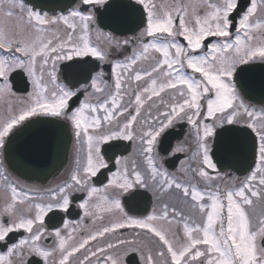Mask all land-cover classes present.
<instances>
[{"label":"snow or ice","instance_id":"6c2138e0","mask_svg":"<svg viewBox=\"0 0 264 264\" xmlns=\"http://www.w3.org/2000/svg\"><path fill=\"white\" fill-rule=\"evenodd\" d=\"M47 6L51 10L60 5ZM115 10L123 13L133 31L139 29L134 40H120L102 30L107 25L98 17ZM64 11L66 15H49L36 11L27 0H0V16L16 21L12 27L0 23V101H18L15 113L0 122V149H5L10 134H17V126L56 121L71 124L76 146L75 169L64 184L38 195L8 185L10 201L0 208V247L5 249L0 264H32L33 256L40 258L37 264H72L78 253H83L78 264H125L129 253H140L142 264H264V212L257 216L249 212L255 208L254 198L264 201V107L257 111L245 103L242 80L255 71L257 61L264 64V0H249L247 6H241L239 0H198L196 4L177 2L163 7L155 0H78L70 11ZM58 25L65 26L63 35L55 27ZM93 34L103 47L92 40ZM210 38L223 39L212 43ZM129 45H133L131 55L123 61H109L110 55ZM91 58L111 64L114 91H108L104 71H98L99 64ZM141 61H151L150 68L136 70ZM90 62L91 68L84 67ZM13 74L31 83L32 90L25 96L17 97L13 91ZM61 75L66 82H61ZM129 89L134 99L125 104ZM165 93L168 99L162 95ZM73 100L78 101L74 109L70 106ZM39 117L54 120L33 119ZM183 120L194 130L192 159L199 158L200 165L190 171L204 188L177 180L157 163L162 159L156 153L161 138ZM234 125L241 127H229ZM236 131L251 137L249 175L239 186L221 189L214 184L220 173L212 145ZM116 140L139 142L143 171L128 157L116 158V171H111L113 157L102 148L111 147L109 142ZM186 151L177 145L170 155ZM102 170L111 174L103 189L90 183ZM0 177L7 181L3 170ZM173 188L189 198L193 216L167 203L159 214L154 210L143 219L125 211L122 197L139 195L134 189L156 195ZM75 192L86 193L78 206L93 223L102 218L97 215L101 211L122 219L74 243L69 242L76 241L78 226H70L67 220H62L63 229L53 226L48 231L46 217L68 212ZM175 224L183 225V238L172 230ZM124 228L144 230L160 247L153 254L142 240L118 236L105 240ZM21 230L28 235L9 243L10 235ZM46 237H51L55 246L42 245ZM92 242H97L95 248Z\"/></svg>","mask_w":264,"mask_h":264},{"label":"flooded vegetation","instance_id":"af4514ba","mask_svg":"<svg viewBox=\"0 0 264 264\" xmlns=\"http://www.w3.org/2000/svg\"><path fill=\"white\" fill-rule=\"evenodd\" d=\"M242 1L244 6L249 5V0H239ZM155 2L158 4V6H172L175 3H181V4H196L198 0H155ZM259 2V0H258ZM191 11V9H189ZM200 14H203V9H200ZM61 15V14H58ZM261 14L257 12V18H260ZM239 19V17H238ZM237 19V20H238ZM0 23H7L9 27H12L16 24L15 20L11 21H5L3 16H0ZM60 31L61 35H63L65 26L58 25L55 26ZM103 30V29H102ZM105 32H110L103 30ZM233 30V35H234ZM139 33V30L134 34H128L129 36L119 37L116 34H114L118 39H130L134 40V37L137 36ZM49 35V34H48ZM147 39V38H146ZM181 40L182 43H185L182 38H178ZM223 38H210V41L212 43L217 42V40H222ZM92 40L94 42L100 43V46L103 47L102 42L96 41L95 34L92 36ZM208 43V41H206ZM133 45H129L126 50H122L120 53L110 55L109 61L114 60H121L123 61L126 56L131 55ZM158 55V54H157ZM92 61H95V58H91ZM259 62V61H257ZM96 64H99L98 71L102 70L105 73L104 79L107 80L108 85L110 86L108 91H114V79L111 76V64L110 63H102L100 61H95ZM91 68L92 63L89 64ZM151 61H141L138 62V64L135 66L136 70L138 71H144L150 68ZM85 67V66H84ZM88 68V66H86ZM95 73H93L94 75ZM11 82L13 84V91L16 93L17 97L25 96L27 91L32 90L31 83L27 81L26 77H22L20 75L13 74L11 76ZM74 79H79V77H74ZM147 79V78H146ZM61 82H66L64 80L63 75H61ZM90 83V81H89ZM141 86L145 85V81L139 82ZM103 86V85H102ZM133 87H135V84H133ZM130 95H126L124 97L123 103L127 104L130 99H134V96L131 93V89H129ZM165 99H168L167 93L162 94ZM155 99V98H154ZM244 99V98H243ZM80 100H83V96L80 97ZM245 103L249 106L255 108L257 111H259L263 105L255 104L252 102L247 101L244 99ZM93 102H95V98H93ZM9 104L12 106V111H9ZM18 101L16 99H10L8 101H0V122L7 120L15 113L17 110ZM147 107V105H145ZM74 109V108H73ZM46 120H54V118L50 117H39ZM37 119V118H33ZM123 119V118H121ZM246 119V117H245ZM59 124L64 125L69 134L70 138V145L66 152V161L62 165V168L57 174L50 176L45 183H41L38 181L33 182H27L23 180L20 176L13 173L9 167L7 162V156L6 152L10 153V150L12 148H8V141L9 138L6 140V147L5 149H0V170H3L4 176L7 177V181L4 180L3 177H0V208L3 207L6 200L10 201L11 197V191L8 185L16 186L18 189L23 188L25 190H33V195H38L44 193L47 189H54L58 185H62L65 182L70 180L71 174L73 170L75 169V159H76V146H75V140L72 134V126L71 124L64 122V121H56ZM185 123L184 128V135L181 140H175L171 146L169 152L167 151V148L169 147V144L165 142L164 144L161 143L156 148V153L158 156L162 159L158 160V165L162 164L163 168L167 170L166 166L168 164H173V159H170L174 156H181L183 155V158L180 159L175 163L176 168L174 170H167L170 176H175V178L179 181H182L184 183H196L198 187L204 188L205 184L200 180L199 177L195 176L194 173L190 171V168H197L199 167L198 158L192 159L193 152L196 150V144H195V135L194 130L192 129L191 125L187 123L186 120L178 121L174 124L173 127L169 129H174L175 131H179V124ZM240 126V125H239ZM22 126H17V129H14V132H16L18 129H20ZM136 127H139V123L136 125ZM168 129V130H169ZM63 131V130H62ZM11 136V134H10ZM116 141H123V143H114L115 141H110L111 147L104 146L102 148L103 150H107L108 156L113 157V160L110 162L109 167L112 172L116 171L115 166V159L120 157H128L130 160L135 159L137 161V164L140 166L141 170L144 169V164L142 157L139 155V142L134 141H125V140H116ZM177 145H183L187 151L183 153H177L175 155H170L171 149L175 148ZM45 148L48 147L47 145L44 146ZM49 147L53 149V144L50 143ZM48 147V148H49ZM17 150V149H16ZM53 151V150H52ZM51 151V152H52ZM167 151V152H166ZM181 161H184L183 164H181ZM188 164V166H185ZM181 169H185L187 171H182ZM189 170V171H188ZM210 175L215 176V172L211 169H208ZM220 176L214 181V184H219L221 189H224L226 187H233V186H239L240 182L243 181L249 173L245 175H238L235 172H232L230 170H219ZM110 172L108 170H102L101 174H98L97 177L92 178L90 183L98 188L103 189L104 185L107 183V178H110ZM111 191V190H109ZM133 191L140 193L139 195L135 197H131V193L125 194L124 197H122V203L124 204L125 211L139 219H143L148 214L155 212L159 214L160 209L163 204L167 203L169 207H175L178 211H181L186 216H193V212L190 208V201L189 198H184L182 195V192L180 190H177L175 188L170 189L168 192L160 194L157 193L156 195L153 194L152 191L145 190V189H134ZM72 203L70 205V208L68 212H62L57 211L55 213H50L48 217L45 219V227L48 229V231L53 230V226L60 227L63 229V223L62 220H67L70 222V226H78V235L76 236V241H70L69 243L78 242L79 239L83 236H86L89 232L96 231L103 226L110 225L114 220L122 219V217L118 215H113L111 213L107 212H98L97 215L99 217H102L101 219H97L95 223H93V219L91 217H84L83 209L79 208V204L83 202V199H86V193L83 192H75L71 193L70 196ZM259 204L262 206L264 205V202L259 201ZM4 221L6 222L8 220V217H3ZM195 219L199 222L200 218L198 215L195 216ZM139 232L140 235L137 236L136 233ZM174 232L183 238V229L182 224H177ZM27 233H24L23 230L17 233H13L10 235L9 243L12 242H18L20 238L23 236H27ZM119 237L121 239H138L145 241L148 247H151L153 250V254L155 253L156 249L160 247L158 242H155L156 238L149 239L148 236L145 235L144 230L140 229H133V228H124L119 229L115 236H106L105 240H114L116 237ZM171 238V236L169 237ZM105 241H101L103 243ZM45 247H53L55 246V241L51 237H46L45 239H42L40 242ZM97 242H92V247H96ZM5 251L2 247H0V253ZM83 253H78L77 257L73 258L72 264H78V259L82 258ZM32 264H37V262L40 260L38 257H31ZM100 259L103 260V255H100ZM125 264H142L140 261V253H129L124 258ZM42 264V262H41Z\"/></svg>","mask_w":264,"mask_h":264},{"label":"water","instance_id":"95a60500","mask_svg":"<svg viewBox=\"0 0 264 264\" xmlns=\"http://www.w3.org/2000/svg\"><path fill=\"white\" fill-rule=\"evenodd\" d=\"M77 2L78 0H27L28 5L49 14L66 13L67 11L64 9L71 10V7L76 6ZM115 2L120 3L121 0H115ZM53 4L60 6L50 10L47 5ZM240 5L244 6L245 4L241 1ZM100 19L107 25L103 27L104 30H110L119 36L132 34L139 30L133 31V26L119 10H115L111 15L105 17H98V20ZM89 64L84 66L89 68ZM242 80L247 93L244 97L256 104H264V64L255 63V71L245 74ZM76 103L77 101L74 100L71 105ZM37 121L51 120L40 119ZM229 127L239 129L241 126ZM21 129L16 131V135H11L9 138L8 148L12 149L10 153L6 152L8 166L25 180L45 183L50 176L61 170L66 161V152L70 144L68 130L56 122L31 123ZM182 135V127L179 131H167L161 143L167 142L170 146L175 139H180ZM50 143L53 144V149L49 147ZM45 145L49 148H45ZM213 149L214 158L219 160L218 169L232 170L239 175L249 172L253 153L251 137L246 132L236 131L225 134L213 144ZM177 159L178 157L173 158V161ZM170 167L174 168L175 163Z\"/></svg>","mask_w":264,"mask_h":264},{"label":"rangeland","instance_id":"374dc122","mask_svg":"<svg viewBox=\"0 0 264 264\" xmlns=\"http://www.w3.org/2000/svg\"><path fill=\"white\" fill-rule=\"evenodd\" d=\"M49 35H50V33H48ZM128 95H130V92H129V94ZM247 119V118H246ZM198 163H199V158H198ZM185 166H188V164H186ZM189 171V170H188ZM262 202V201H261ZM264 202V201H263ZM254 204H255V208L254 209H249V212H250V214L251 215H253V216H257V215H259L261 212H264V205H260L259 204V200H256L255 198H254ZM254 223H255V221H254ZM176 226H177V224H175L174 226H173V231L175 230V228H176ZM182 229H183V225H182Z\"/></svg>","mask_w":264,"mask_h":264}]
</instances>
